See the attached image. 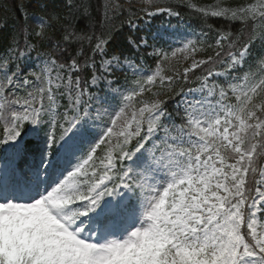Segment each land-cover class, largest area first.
I'll list each match as a JSON object with an SVG mask.
<instances>
[{
  "label": "snow or ice",
  "instance_id": "1",
  "mask_svg": "<svg viewBox=\"0 0 264 264\" xmlns=\"http://www.w3.org/2000/svg\"><path fill=\"white\" fill-rule=\"evenodd\" d=\"M0 13V264H264V0Z\"/></svg>",
  "mask_w": 264,
  "mask_h": 264
},
{
  "label": "trees",
  "instance_id": "2",
  "mask_svg": "<svg viewBox=\"0 0 264 264\" xmlns=\"http://www.w3.org/2000/svg\"><path fill=\"white\" fill-rule=\"evenodd\" d=\"M3 2H5L9 8L11 7V0H3ZM160 2H164V0H160ZM192 2L197 6H199L201 4H212L215 2V0H192ZM183 12H184V19L182 24H187L188 27H190L191 29L195 28L198 23L197 14L189 8H184ZM168 19L169 18L165 15L164 21L166 22ZM174 21L175 19L173 18V22ZM210 22H214V21L210 20ZM143 23L146 24V20H144ZM159 24L161 23L157 22L153 27H158ZM147 30H151V29H147ZM172 63H176V62L172 61Z\"/></svg>",
  "mask_w": 264,
  "mask_h": 264
},
{
  "label": "rangeland",
  "instance_id": "3",
  "mask_svg": "<svg viewBox=\"0 0 264 264\" xmlns=\"http://www.w3.org/2000/svg\"><path fill=\"white\" fill-rule=\"evenodd\" d=\"M146 23H148V21H146ZM176 27V23H173L171 28H169V25L166 23V24H163L160 26V28H169V30L171 31L172 29H174ZM181 31H191L189 28H186V26H182L181 27ZM175 46H179V44L177 43ZM199 58H202L200 54L197 55V59ZM172 61H176V58H173ZM181 63H183L182 59L180 61Z\"/></svg>",
  "mask_w": 264,
  "mask_h": 264
}]
</instances>
